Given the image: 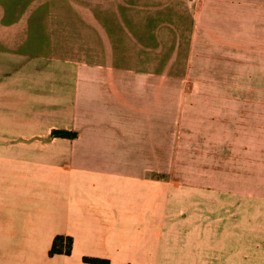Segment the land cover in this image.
<instances>
[{
  "label": "crops",
  "instance_id": "1",
  "mask_svg": "<svg viewBox=\"0 0 264 264\" xmlns=\"http://www.w3.org/2000/svg\"><path fill=\"white\" fill-rule=\"evenodd\" d=\"M41 24L0 25V264L104 257L106 220L133 257L129 229L169 212L173 191L178 264H264V0H195L188 77L152 31L131 28L123 52L120 30ZM84 219L83 238L61 227ZM57 236H73L71 256L50 255Z\"/></svg>",
  "mask_w": 264,
  "mask_h": 264
},
{
  "label": "rangeland",
  "instance_id": "2",
  "mask_svg": "<svg viewBox=\"0 0 264 264\" xmlns=\"http://www.w3.org/2000/svg\"><path fill=\"white\" fill-rule=\"evenodd\" d=\"M194 3L195 0H0V25L3 23L8 24L10 29H21L19 25L40 16L43 30L56 28L98 32L104 29L112 33L120 30L123 35L120 39L123 42V52L129 51L130 39L126 35H129L131 28L152 31L154 54H160L159 59L168 55L171 76L188 77L192 73L189 47L193 33ZM115 59H120L119 55ZM165 62L166 59L160 61L156 68L161 69ZM185 89L187 93L193 92L190 82H186ZM169 97L171 113L179 114L184 111L186 116L189 109L184 108L182 101H178V93L170 90ZM189 124L188 119L182 118L181 127L192 132ZM188 150L187 156L190 152ZM190 165L187 170H192V164ZM179 198L181 196L176 191L171 192L165 199V208L169 212L162 208L158 213L148 214L147 219H138L137 227L129 229L133 240L130 244L135 250L133 257L120 252L124 247L127 250L128 229L119 225L111 227L110 224H105L108 220L103 224L97 223L95 230V238L99 236L97 248L104 257H85L106 260L109 264H178ZM86 222L85 219L70 220L61 227L72 235L83 238L90 234ZM89 247L95 249L93 244ZM85 257L73 256L57 261L49 259L34 264H88L84 262Z\"/></svg>",
  "mask_w": 264,
  "mask_h": 264
},
{
  "label": "trees",
  "instance_id": "3",
  "mask_svg": "<svg viewBox=\"0 0 264 264\" xmlns=\"http://www.w3.org/2000/svg\"><path fill=\"white\" fill-rule=\"evenodd\" d=\"M53 136L59 137V138H67V139H75L77 137V134L75 132H69V131H60L55 130L53 131ZM73 238L69 236H57L52 244V248L50 250V255H71L73 251ZM84 262L88 264H109V261L106 260H100L95 258H84Z\"/></svg>",
  "mask_w": 264,
  "mask_h": 264
}]
</instances>
